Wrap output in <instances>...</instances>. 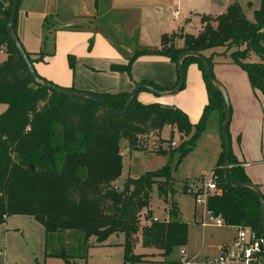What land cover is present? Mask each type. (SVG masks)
I'll return each mask as SVG.
<instances>
[{"label":"trees","instance_id":"16d2710c","mask_svg":"<svg viewBox=\"0 0 264 264\" xmlns=\"http://www.w3.org/2000/svg\"><path fill=\"white\" fill-rule=\"evenodd\" d=\"M11 2L0 0V45L6 44L0 61V103L5 104L0 112V223L13 214L31 216L43 228L45 256L59 257L65 264L82 257L90 236L100 244L109 234L121 233L123 258L129 264L151 256L153 250L167 256L174 248L184 246L187 224L179 218L172 201L166 219L142 224L138 219L141 209L148 206L152 187L157 197L166 202L171 189L166 166L127 176L119 187L113 182L120 176L121 138L133 147L139 135L145 139L151 132L157 137L161 128L168 125L179 136L188 137L177 148L180 157L189 150L213 110L220 113V131L222 96L205 78L201 62L194 56L182 59L183 75L186 65L195 63L204 82L206 102L195 123H190L176 107L138 101L136 94L144 89L133 95L124 113L115 114L122 109L127 92H91L109 108L106 109L90 99L59 94L32 81L6 31ZM15 17L16 14L13 31ZM199 23L195 33L177 30L161 34L158 48L136 49L126 56V64H111L110 69L129 74L132 60L144 54L162 55L175 65L179 53L195 51L204 56L212 75L213 56L223 55L242 69L250 87L264 96V0H259L258 7L252 10V20L233 1L216 16L199 15ZM216 48L221 50L215 51ZM24 52L34 74L42 78L32 64L42 60L45 53L38 51L32 56ZM67 59L71 68L72 59ZM177 78L176 72V82ZM138 83L158 90L175 86L163 87L150 80ZM220 138L221 150L212 167L219 191L207 196L206 207L225 225L246 226L264 233L256 194L248 187H232L223 180L221 133ZM227 176L231 182H249L230 152ZM136 243L141 251L133 253Z\"/></svg>","mask_w":264,"mask_h":264},{"label":"crops","instance_id":"0c3cea01","mask_svg":"<svg viewBox=\"0 0 264 264\" xmlns=\"http://www.w3.org/2000/svg\"><path fill=\"white\" fill-rule=\"evenodd\" d=\"M233 1L238 2L245 17L252 20V10L258 7L259 0L256 3L250 0H19L14 34L23 50L32 56L40 51L42 45H47L48 50L53 48L51 55H44L42 60L34 61L32 66L39 76L57 86L93 93H123L128 92L141 80H150L160 86L171 87L176 82V68L162 55H140L132 64L134 81L123 73L109 69L111 64L124 63L128 56L120 51L122 45L118 43H122L120 35L123 32L119 28L131 23L132 13L136 16L132 23L135 24L139 16L148 17L149 12L155 9L158 12L163 10L166 18L173 23L175 30L172 31L183 27L185 32L195 33L200 28L199 15L216 16L224 12ZM173 12L176 14L172 15ZM114 13L118 16L121 13L119 22L114 19ZM164 30L162 28L158 32L165 33ZM44 34L50 37L46 42L43 39ZM114 34L120 38H112L111 35ZM159 37L157 35L154 48L159 47ZM179 43L178 40L177 44ZM67 55L74 58L73 75L67 63ZM148 60L158 61L163 70L138 68L140 62ZM211 72L224 87L229 99L230 118L227 131L230 154L240 164L249 182L257 186L264 199V96L253 90L243 70L230 63L223 55L213 56ZM184 85L194 90L191 100L185 105L174 103L170 99L179 90L171 95L157 97L147 96L139 91L136 99L142 103L158 102L176 107L193 124L206 102L204 82L195 63L186 65ZM208 118H211L212 126L219 125L218 112L212 111ZM220 150L221 142L213 141L204 161L207 162L206 168H202L200 174L212 169ZM198 220L194 222L198 224ZM228 226L235 230V226ZM232 236L228 241L220 242L218 246L229 242ZM105 241L106 239L97 244L93 239L88 248L104 245ZM122 241L123 239L121 243ZM142 261L150 259L144 257Z\"/></svg>","mask_w":264,"mask_h":264},{"label":"rangeland","instance_id":"374dc122","mask_svg":"<svg viewBox=\"0 0 264 264\" xmlns=\"http://www.w3.org/2000/svg\"><path fill=\"white\" fill-rule=\"evenodd\" d=\"M250 1L256 3L257 0ZM6 4L7 3H5V5ZM149 14L150 16L148 17L139 16L135 24H132L136 18L135 14L132 13L131 23L129 22L124 28H119L123 32V34L120 35L122 43H118L122 45V47H120L122 53L130 55L139 48H154L153 45L156 44L155 41L158 39L156 38L157 35L159 37V34H163L158 32L159 29H165V34H167L168 31L175 30L173 28V23L166 18V14L163 10L158 12L152 9ZM114 15V19H118L119 22L121 13H119V16L116 13H114ZM109 18L110 17H108V20L111 21ZM178 31L185 32L183 27L178 29ZM111 36L114 39L120 38V36L116 37L115 34ZM47 38L48 40L50 39L49 36L44 34L43 39L45 42ZM47 48H49L47 45H42L40 51L44 52L45 55H48V53L52 54L53 48H51V50ZM125 49H129V51ZM5 50L6 44H1L0 60L4 58ZM67 56L72 59V67L69 68L71 69L70 73L73 75L74 58L72 55ZM138 58L139 56L135 57L130 63L129 74L124 70L113 71L123 73L128 79L133 80L132 64L136 59L138 60ZM115 64L124 65L126 64V60L124 63ZM138 68L142 70H163V66L158 61L154 60L140 62ZM140 91V93L147 94V96H158L146 90ZM193 94L194 90L188 89L187 85L183 83L182 88L170 97V99L174 103L185 105L191 100ZM4 108L5 104L0 103V112L3 111ZM213 111L218 112L216 110ZM214 126H212L211 118L206 119L201 131L193 138L189 150L180 157H178L177 148L182 140L188 137L179 136L178 132L168 125H164L161 128L157 137L152 134L145 135V139H141L144 135H139L138 142L134 144L133 147H130L124 138L120 139L119 150L121 153V167L119 178L113 182L115 186H121L123 179L127 176H138L144 171L156 170L163 166L167 167L171 178V189L166 202L157 197L154 187L151 188L148 197V206L142 208L138 215L139 222L141 224L148 223L146 220L152 216L156 217L158 220L166 219L167 208L169 207V202L172 201L177 207L179 218L187 223V243L185 246L174 248L167 256H161L158 252L153 250L151 257H148L150 261H140L137 264H171L179 258L178 251L180 248H184L185 256L193 255L198 258L212 257L218 251V244L222 241H228L232 234H234L235 230L233 228H230L228 225L216 226L208 217L204 219L205 224L203 226L195 223L194 220L200 218L201 208L194 204L192 193L185 189L187 183L189 184L191 181L196 183L202 176L200 170L206 168L207 162L204 161L211 143L213 141L216 143L217 140L221 142L219 125ZM208 171L209 169L205 170V172ZM43 237L44 231L41 224L31 216L13 214L5 217L0 223V264H65L64 260L59 257L45 256ZM122 239V234L111 233L107 236L104 245L87 247L88 250L86 248L82 257L72 258L71 262L73 264H129L128 261L124 260L123 249L121 245H119ZM92 240L93 237L90 236L88 238V243H91ZM132 251L133 253L141 251L139 243L133 246Z\"/></svg>","mask_w":264,"mask_h":264},{"label":"water","instance_id":"95a60500","mask_svg":"<svg viewBox=\"0 0 264 264\" xmlns=\"http://www.w3.org/2000/svg\"><path fill=\"white\" fill-rule=\"evenodd\" d=\"M17 4H18V0H12L11 5H10V10H9L8 21L6 23V31H7V34L9 36L11 42L13 43L14 47L16 48L18 54L21 56L23 62L25 63L27 70L29 72V76L32 79V81L43 86V87H45V88H47V89H49V90H51V91L56 92V93L67 95V96H72V97H76V98L90 99V100L97 102L100 105L104 106L106 109H109L98 96H96L95 94H93L91 92L60 88V87L55 86L54 84L50 83L48 80L39 78L34 74L33 69H32V67L28 61V58L26 57V54H25L22 46L20 45V42L18 41L16 35L14 34V31L12 30V23L14 20V16L16 14ZM185 56H194L201 62L205 78L207 79L208 82H210L215 88H217L219 90V92L222 96V100H223V104H224V115H223V119L220 123V133H221L222 140H223V160H222V165H221L223 180L225 183L229 184L232 187H248L256 194V196L258 197V200H259V222H260L261 228L264 231V199H263L261 192L257 188V186L250 183V182H231L228 179V176H227V160H228V156H229V152H230V142H229V136H228V131H227V125H228V121L230 118V104H229L228 96H227V93H226L224 87L211 75L210 69L208 67V63H207L206 59L204 58V56H202L200 53L195 52V51H183V52L179 53L177 55L176 61H175V67H176V72H177L178 78H177V82L173 88H171L169 90H158V89L152 87L151 85L137 83L127 92V96H126V99H125V102L123 104L122 109L120 111H116L114 113L115 114L124 113L126 111L128 105H129L133 95L140 89L147 90V91L151 92L152 94L159 95V96L171 95V94H174L175 92H177L178 90H180L183 86V83H184L182 59Z\"/></svg>","mask_w":264,"mask_h":264},{"label":"built area","instance_id":"2783aa9c","mask_svg":"<svg viewBox=\"0 0 264 264\" xmlns=\"http://www.w3.org/2000/svg\"><path fill=\"white\" fill-rule=\"evenodd\" d=\"M175 14L176 12L172 13ZM147 135L152 133L149 132ZM186 185L185 189L193 195L194 204L201 208L198 224L203 226L204 219L208 217L214 225H223L222 219L219 216H212L206 207L207 196L219 191L213 170L203 173L198 182L191 181ZM149 221L158 219L152 216L146 220ZM184 252V248H180L179 258L171 264H264V233H258L246 226H235L232 238L218 247L217 255L211 258H198L185 256Z\"/></svg>","mask_w":264,"mask_h":264}]
</instances>
